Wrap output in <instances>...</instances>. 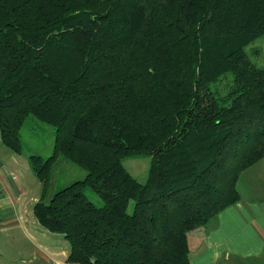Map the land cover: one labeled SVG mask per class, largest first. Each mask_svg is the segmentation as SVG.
Returning a JSON list of instances; mask_svg holds the SVG:
<instances>
[{
    "label": "trees",
    "instance_id": "trees-1",
    "mask_svg": "<svg viewBox=\"0 0 264 264\" xmlns=\"http://www.w3.org/2000/svg\"><path fill=\"white\" fill-rule=\"evenodd\" d=\"M261 36L264 0H0V139L19 153L28 116L55 127L28 160L67 262L191 264L188 232L264 157ZM142 154L139 181L123 158ZM61 159L86 173L49 194Z\"/></svg>",
    "mask_w": 264,
    "mask_h": 264
},
{
    "label": "crops",
    "instance_id": "crops-1",
    "mask_svg": "<svg viewBox=\"0 0 264 264\" xmlns=\"http://www.w3.org/2000/svg\"><path fill=\"white\" fill-rule=\"evenodd\" d=\"M262 160L264 157L241 172L237 182L238 201L219 211L205 225L188 232L191 264H264ZM5 161L0 158V258L7 259L0 264L20 260L26 264H64L69 251L66 245L58 251L42 237L29 232L31 219L33 231L39 230L45 236L47 229L35 225L38 222L34 214L30 219L23 187ZM242 178L247 190L240 187Z\"/></svg>",
    "mask_w": 264,
    "mask_h": 264
},
{
    "label": "rangeland",
    "instance_id": "rangeland-1",
    "mask_svg": "<svg viewBox=\"0 0 264 264\" xmlns=\"http://www.w3.org/2000/svg\"><path fill=\"white\" fill-rule=\"evenodd\" d=\"M246 51L250 59L254 63H256L257 65H264V36L258 37L252 43H250L246 47ZM220 86H223V84L221 83ZM19 135L22 143L21 152L18 153L11 150L0 139V158L6 160L5 162H7V164L10 166L13 174L17 176L16 181L23 187V190L25 192V202L26 205H28L29 215L31 219V217H34L32 209L34 202L37 200L40 194L41 181L33 173L29 164L28 155L40 154L43 157H47L53 152L55 127L53 125L42 122L33 116H28L20 129ZM12 157H14L16 161H13ZM262 162H264V160H262ZM149 163L150 155L142 154L140 156H127L123 158V164L125 165V167L139 181H144L146 179ZM85 173L86 171L83 168L73 162L65 159L58 160L51 167L49 194L67 185L71 181L83 177ZM240 187L242 190H247L246 182L243 178L240 182ZM86 194L96 204H100L102 202L94 191L88 189L86 190ZM132 203L133 200L131 199L128 205L129 210H131L132 208ZM31 220L29 221V232H33L34 234H36V236H40L45 239L47 243L51 244L53 249H55L56 247L59 251L60 247H63L64 245H66V247L69 249V242L63 236V234L45 230L47 231L45 232L47 234L45 236L41 235L38 232L39 230L33 231L34 228L31 224ZM35 225H37V227L43 228L38 223ZM5 259L7 258L1 257L0 261L6 262ZM65 261H63L64 264H78ZM12 264L26 263H22V261L20 260L12 262Z\"/></svg>",
    "mask_w": 264,
    "mask_h": 264
}]
</instances>
